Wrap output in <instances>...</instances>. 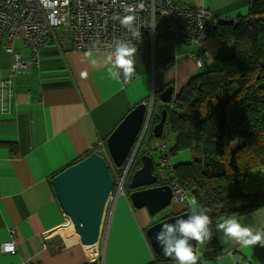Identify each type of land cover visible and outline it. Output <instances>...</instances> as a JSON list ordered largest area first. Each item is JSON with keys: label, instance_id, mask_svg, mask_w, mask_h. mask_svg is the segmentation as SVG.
<instances>
[{"label": "crops", "instance_id": "obj_1", "mask_svg": "<svg viewBox=\"0 0 264 264\" xmlns=\"http://www.w3.org/2000/svg\"><path fill=\"white\" fill-rule=\"evenodd\" d=\"M176 1L210 11L214 26L249 10V0ZM53 38L56 43L0 41V264L97 262L65 214L53 179L93 152L105 155L109 135L134 107L167 86L178 95L203 68L193 55L202 49L211 64L220 49L212 31L202 46L175 47L148 37L147 47L137 50L135 76L125 84L123 77L117 82L107 75L110 52L75 49L83 39L73 33ZM113 197L101 264H176L160 259L147 238L158 213L137 209L126 194ZM239 219L264 228V206ZM210 227L217 251L206 256L201 244L197 264H237V258L264 264V246L243 247ZM6 242L15 244L14 254L2 251Z\"/></svg>", "mask_w": 264, "mask_h": 264}, {"label": "trees", "instance_id": "obj_2", "mask_svg": "<svg viewBox=\"0 0 264 264\" xmlns=\"http://www.w3.org/2000/svg\"><path fill=\"white\" fill-rule=\"evenodd\" d=\"M210 31L220 42L216 59L208 64L209 54L201 49L198 54H208L199 65L201 72L189 79L172 103L154 108L132 173L141 168V155L153 157V128L166 110L159 140L171 134L175 145L162 151L160 159L185 151L192 159L171 165L167 172L161 168L162 183L176 180L208 209L211 224L217 225L232 213L241 218L264 206V183L251 192L242 185L248 177H264V0H249L246 16L218 21ZM160 96L159 90L154 107ZM203 246L206 256L217 251L213 240Z\"/></svg>", "mask_w": 264, "mask_h": 264}, {"label": "built area", "instance_id": "obj_3", "mask_svg": "<svg viewBox=\"0 0 264 264\" xmlns=\"http://www.w3.org/2000/svg\"><path fill=\"white\" fill-rule=\"evenodd\" d=\"M140 4L143 7H135ZM129 6L135 7V11L126 13L125 8ZM126 14L134 16L132 24L140 32V40L133 39L127 28L121 25L120 19ZM214 20L215 15L210 11L176 0H0V41L6 39L12 44L25 38L32 43H56L53 37L58 34L73 33L83 39L76 43L75 49L110 52L118 39L130 40L138 50L145 34H151L153 43L162 37L175 47L182 44L201 46L207 40ZM8 51L11 52L12 48ZM193 56L201 65L208 54ZM18 65L19 61L15 67ZM134 76L133 73L124 83H130ZM102 147L105 149L103 144ZM165 163L166 160H162V164ZM175 193L177 200L187 198L177 185ZM113 200L114 197L110 196L103 226ZM2 251L14 254L17 249L13 242H6ZM236 262L240 264V259Z\"/></svg>", "mask_w": 264, "mask_h": 264}, {"label": "water", "instance_id": "obj_4", "mask_svg": "<svg viewBox=\"0 0 264 264\" xmlns=\"http://www.w3.org/2000/svg\"><path fill=\"white\" fill-rule=\"evenodd\" d=\"M173 96L174 89L169 87L162 92L160 99L163 104H170L173 102ZM152 101L151 98L150 105L146 102L137 105L123 118L107 139L106 156L93 152L53 179L65 214L79 234L81 244L86 247H93L100 240L105 210L115 187L108 162L111 160L116 167L121 168L131 152V158L134 152H138L146 131L143 129L144 122L149 121ZM166 114V110H163L162 119L154 128L156 138L162 135ZM142 162L141 169L131 178L129 197L137 209L146 207L151 214L159 213L171 205L173 192L170 186H155L159 176L154 174L155 162L152 157L143 156ZM188 215L190 212L170 217L146 229L147 238L160 259H172L163 255L162 249L155 241V234L160 231V226L164 223H175L179 218L187 219ZM191 243L193 246L197 245L196 241Z\"/></svg>", "mask_w": 264, "mask_h": 264}, {"label": "clouds", "instance_id": "obj_5", "mask_svg": "<svg viewBox=\"0 0 264 264\" xmlns=\"http://www.w3.org/2000/svg\"><path fill=\"white\" fill-rule=\"evenodd\" d=\"M135 7H143V5L140 4ZM135 7H126L125 12L132 13L135 11ZM133 20V15L126 14L120 19V23L127 28L133 39L140 40L141 34L133 26ZM136 54V44H133L130 40H116L105 63L107 75L117 82L122 77L125 81L128 80L136 70ZM92 62L95 63V60ZM150 101L151 97L148 99L149 103ZM187 199L190 211L187 219L179 218L175 223H164L160 226V231L155 234V241L162 249L163 255L174 259L176 264H197L199 252L191 241H196L197 245H200L212 239V229L210 227L212 219L207 214L208 209L199 206L194 196ZM216 229L222 231L227 239L233 240L243 247L258 244L264 246V228H254L251 225L242 224L237 213H232L223 218V221L216 225Z\"/></svg>", "mask_w": 264, "mask_h": 264}, {"label": "flooded vegetation", "instance_id": "obj_6", "mask_svg": "<svg viewBox=\"0 0 264 264\" xmlns=\"http://www.w3.org/2000/svg\"><path fill=\"white\" fill-rule=\"evenodd\" d=\"M161 95V94H160ZM176 96L177 95H175V97L173 96V100H174V98H176ZM161 97V96H160ZM155 100V99H154ZM154 100L151 102V105H152V108H151V110H149V121L147 122V123H145L144 122V126H143V129H145L146 131H145V134H144V136H143V138L141 139L142 141H141V145H142V143H143V140H144V138H145V135H146V132H147V129H148V127L150 126V121H151V118H152V116H153V112H154V106H153V104H154ZM161 100V99H160ZM162 102V101H161ZM148 105H150V103L148 104ZM165 105V104H164ZM154 128H155V126H154ZM154 128H153V132H154ZM153 135H154V133H153ZM163 135H164V129H163V132H162V135H161V137H163ZM168 135H170V134H168ZM168 135L165 137V139H164V141H158V142H156V144H154L153 145V149H154V152L152 153V159L154 160V162H155V156H156V154H155V151H168V150H171L173 147H170V145H168L167 143H166V141H167V139H168ZM155 137V136H154ZM161 137L160 138H156L155 137V140H159V139H161ZM136 145V144H135ZM141 145H140V148H139V150H138V152L135 154V152H134V155H133V157L131 158V155L133 154V152H131L130 153V155H129V157H128V159H127V161H126V163H124V165L121 167V168H118V167H116L112 162H111V160L108 162L109 164H110V166H111V168H112V171H111V174H112V176H113V178H114V181H115V187H114V190H113V192H112V194H111V196L113 197V196H120V195H122V194H126L127 196H129L130 195V193H131V190H130V188H129V184H130V181H131V178H132V176L138 171H136L135 173H132V169L135 167V164L137 163L136 162V160H137V157H138V155H139V151H140V149H141ZM158 146V148L157 147H155V146ZM175 145V144H174ZM134 147V146H133ZM106 150V149H105ZM132 151V150H131ZM105 156H106V154H105ZM143 156H146V155H141V162H142V158H143ZM166 160V163L165 164H162V160ZM136 162V163H135ZM179 163V162H178ZM157 164H159V166L157 165ZM142 165H143V162H142ZM176 165V164H175ZM142 167V166H141ZM166 167V169H169V168H171V162H170V158H161V162L160 163H156L155 162V171H154V174L155 175H157V176H159V180H158V182H157V184L155 185V186H159V187H161V186H170L171 187V189H172V192H173V196H172V201H171V205H174V208H172L171 210H170V212L171 213H169L168 215H166V216H163L162 218H161V220H159V221H162V220H164V219H167V218H170V217H174V216H177L178 214L179 215H181V214H184V213H186V212H190L189 211V206H188V204L186 203V201L185 200H188L187 198L188 197H191L189 194H188V192L176 181V180H173V181H171V180H169V183H166V184H163L162 182V179H161V177H160V171L162 172V174H164L163 173V170L161 169V168H165ZM141 169V168H140ZM178 186L181 190H183L185 193H186V196H187V198H185L184 200H177L178 199V197L176 198V193H175V186ZM170 205V206H171ZM182 208H185V212L184 213H181V212H177V211H179L180 209H182ZM167 209V208H166ZM165 210V209H164ZM160 213V212H159ZM177 214V215H176ZM158 221V222H159ZM212 240V239H211ZM210 240V241H211ZM201 245V244H200ZM199 247V245H197V248ZM238 259V258H237Z\"/></svg>", "mask_w": 264, "mask_h": 264}, {"label": "rangeland", "instance_id": "obj_7", "mask_svg": "<svg viewBox=\"0 0 264 264\" xmlns=\"http://www.w3.org/2000/svg\"><path fill=\"white\" fill-rule=\"evenodd\" d=\"M86 27H88V26H86ZM82 29V28H81ZM80 30V29H79ZM148 37H151V34H147L145 37H144V41H143V43L140 45V47H138L139 49L140 48H145V47H147V42H146V39L148 38ZM4 41H7L6 39H4ZM7 43H8V41H7ZM186 85V84H185ZM185 85H184V87H185ZM183 87V88H184ZM182 88V89H183ZM182 91V90H181ZM155 93L157 92V90L156 91H154ZM175 97V96H174ZM151 98H152V100H154L153 98H154V93L152 94V96H151ZM146 103H148L149 104V102H148V99H147V101H145ZM156 105H155V109H156V107H161V106H163L164 104L162 103V102H160V101H158V102H156L155 103ZM154 109V110H155ZM150 125H151V121H150ZM158 141H160V140H155L154 142H153V145L154 144H156V142H158ZM166 143L168 144V145H170V147H173L174 146V137H173V135H168V139H167V141H166ZM155 147H157L158 148V146L156 145ZM155 154H156V156H155V162L156 163H160L161 162V159H160V155H162L163 154V152L162 151H155ZM192 159V155H191V153L189 152V151H185V152H181V153H179V154H176V155H172L171 157H170V162H171V165H174V164H177L178 162H186V161H190ZM164 172H167V169L166 170H164ZM160 177H161V179L163 180V178H164V174H162V172L160 171ZM264 177L263 176H257V177H248V178H246L243 182H242V185H243V189L245 190V191H254L255 190V185L256 184H263L264 183ZM254 181H256V182H254ZM186 201V203L188 204V200H185ZM172 208H174V205H171V206H169L167 209H165V210H163V211H161L160 213H158L157 215H156V217L160 220L163 216H166V215H168L169 213H171L170 212V210L172 209ZM110 209H111V207L109 206L108 207V216H107V219H106V221L104 222V226H103V228H102V233H101V237H100V240H99V242L95 245V246H93V247H91V248H87V249H91L92 250V252H93V254H97L96 255V257H97V262H95V263H98V264H101V260H102V258H103V251H104V248H105V243H106V231H107V228H108V225H109V218H110V215H109V213H110ZM74 227V226H73ZM74 229H75V227H74ZM149 240V239H148ZM150 242V241H149ZM200 246L201 245H199V247L197 248V250H199L200 249ZM196 247H197V245H196ZM92 261V263L94 262V260L92 259L91 260Z\"/></svg>", "mask_w": 264, "mask_h": 264}, {"label": "bare ground", "instance_id": "obj_8", "mask_svg": "<svg viewBox=\"0 0 264 264\" xmlns=\"http://www.w3.org/2000/svg\"><path fill=\"white\" fill-rule=\"evenodd\" d=\"M87 248H88V247H87ZM89 248H91V247H89ZM88 253H89L90 256L93 255V257H94V256L96 257V255H97L96 253H95V254L91 253V249H88ZM96 258H97V257H96Z\"/></svg>", "mask_w": 264, "mask_h": 264}]
</instances>
